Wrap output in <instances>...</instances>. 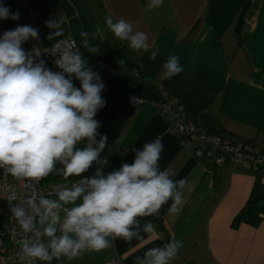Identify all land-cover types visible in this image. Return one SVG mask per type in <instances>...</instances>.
I'll return each mask as SVG.
<instances>
[{
	"label": "crops",
	"instance_id": "crops-1",
	"mask_svg": "<svg viewBox=\"0 0 264 264\" xmlns=\"http://www.w3.org/2000/svg\"><path fill=\"white\" fill-rule=\"evenodd\" d=\"M4 2L12 12H20L18 20H6L10 30L29 24L39 30V40L23 44L26 51L41 52L56 42L46 38L53 30L45 21L57 18L63 28L58 39L71 38L81 49L79 34L87 31L91 44L101 41L111 47H127L133 63L148 55V62L130 72L143 96L158 99L167 93L203 129L264 150V0H164L162 7L153 10H148L149 0ZM106 16L114 21L123 18L132 23L134 31L146 33L149 51H132L127 42L116 38L104 23ZM155 49L159 54L151 60ZM170 53L180 57L184 70L165 80L160 74ZM127 96L121 94L112 103L103 96L106 105L95 117L101 124L99 133L108 137L102 153L108 160L104 172L131 164L136 149L160 139L164 146L161 170H168L174 181H186L180 211L169 213V200L158 214L140 218L141 225L147 221L155 225L153 234L141 232L143 238L131 242L117 238L110 248L52 264H105L115 256L123 264H134L136 257L170 240L182 242L171 264H264L261 175L230 164L215 167L212 160L196 156L189 145L179 146L178 133L167 128L151 104L133 108ZM96 167L84 175H92ZM72 179L79 178L69 181ZM47 181L66 182L55 173ZM0 222L5 224L6 218ZM0 264L10 263L0 256Z\"/></svg>",
	"mask_w": 264,
	"mask_h": 264
},
{
	"label": "clouds",
	"instance_id": "clouds-1",
	"mask_svg": "<svg viewBox=\"0 0 264 264\" xmlns=\"http://www.w3.org/2000/svg\"><path fill=\"white\" fill-rule=\"evenodd\" d=\"M163 3L149 0L148 10ZM19 18V10L12 12L0 3V20ZM104 23L132 51H149L147 34L134 31L131 22L106 16ZM45 24L53 30L46 38L56 42L44 52L56 57L57 71L39 59L41 52L23 47L40 39L38 29L17 25L0 35V169L16 180L38 182L55 173L66 181L54 185L47 196L32 191L15 203L8 200L19 226L20 264L72 261L86 251L112 247L117 238L131 242L142 239L141 232L151 235L155 225H141L140 218L158 214L169 200V213H178L186 185L184 179L174 181L168 170H161L160 139L136 149L131 164L104 172L108 160L102 153L108 137L99 133L101 124L95 117L106 105L101 95L105 85L80 48L58 39L63 35L61 22L56 18ZM79 35L83 49L99 53L89 32ZM158 54L159 49L152 50L149 58L156 60ZM183 70L180 57L170 53L160 75L167 80ZM94 165L92 175H84ZM70 177L79 179L67 182ZM181 247V241L170 240L136 257L134 264H171Z\"/></svg>",
	"mask_w": 264,
	"mask_h": 264
},
{
	"label": "built area",
	"instance_id": "built-area-1",
	"mask_svg": "<svg viewBox=\"0 0 264 264\" xmlns=\"http://www.w3.org/2000/svg\"><path fill=\"white\" fill-rule=\"evenodd\" d=\"M0 3L5 5L4 0H0ZM29 25L34 27L33 24ZM7 30L10 29L6 20H0V35ZM62 40L69 45L75 44L76 47L80 48L71 38ZM51 46L43 47L41 55L45 61V66L57 71L58 69L54 65L56 57L44 52V48ZM127 101L133 108L146 103L151 104L156 113L165 121L167 128L178 133L179 146L189 145L196 156L212 160L215 167L230 164L248 168L259 173L264 180V150L252 143L230 141L219 133L203 129L198 123L187 117L184 107L177 98L164 92L158 99L129 94ZM75 180L77 179L71 181ZM54 185L56 184L47 181V177L34 182L16 180L10 175H5L4 172L0 176V219L6 218L5 224L0 222V256L8 263L20 264L17 256L19 251L18 240L20 239L19 226L11 215L8 200L11 199L15 203V201L26 198L32 191L47 196ZM50 198L55 199V196ZM36 264L41 263L36 262ZM105 264H123V261L119 256H115L108 259Z\"/></svg>",
	"mask_w": 264,
	"mask_h": 264
},
{
	"label": "trees",
	"instance_id": "trees-1",
	"mask_svg": "<svg viewBox=\"0 0 264 264\" xmlns=\"http://www.w3.org/2000/svg\"><path fill=\"white\" fill-rule=\"evenodd\" d=\"M93 45L98 47V54H89L85 49H81V52L93 70L100 74L105 85L101 94L109 102H114L121 94H136L146 97L141 94L138 86L133 82L130 72H134L140 64L148 62V55L140 59L139 62L133 63L129 49L125 46L115 45L111 47L101 41H96ZM120 60L124 61L122 65L119 63ZM73 82L79 87V81L74 79Z\"/></svg>",
	"mask_w": 264,
	"mask_h": 264
}]
</instances>
